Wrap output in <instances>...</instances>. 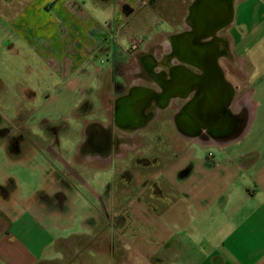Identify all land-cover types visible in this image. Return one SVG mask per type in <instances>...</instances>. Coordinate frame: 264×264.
I'll return each mask as SVG.
<instances>
[{
  "label": "crops",
  "instance_id": "obj_1",
  "mask_svg": "<svg viewBox=\"0 0 264 264\" xmlns=\"http://www.w3.org/2000/svg\"><path fill=\"white\" fill-rule=\"evenodd\" d=\"M200 1L92 0L111 11V19L100 24L85 10L87 0H0V98L15 83L24 101L11 96L17 112L4 129V145L32 146L50 162L49 185L39 196L29 192L16 203L4 200L0 187V264H112L107 205L98 196L74 204L73 197L87 194L77 189H88L78 180L88 168L103 176L113 160L125 158L127 140L140 145L163 115L189 144L218 155L202 160L189 154L180 170H165V193L171 195L165 204H126L125 213L138 217L135 226L152 229L139 228L131 241L123 235L131 223L122 224L114 230L121 245L133 247L139 264H264V34L249 39L259 24L243 20L246 14L257 17L260 9L264 18V0H211L218 12L222 2L231 6L225 29L218 24L209 31V37L225 35L227 56L215 52V65L223 74L221 62L228 58L236 82L227 108L237 119L230 136L181 134L174 115L184 106L194 113L189 98L181 104L174 102L178 95L164 103L157 99L156 75L164 72L167 81L176 67L189 84L187 93L196 91L190 81L203 72L198 45H185L181 58L175 40L201 32ZM136 37L142 45L128 51ZM127 100L138 106L124 108ZM175 191L182 201L172 198ZM65 207L77 212V226L85 231L71 234L76 248L70 251L61 244L62 230L73 226ZM65 213L69 221L62 224ZM118 251L124 258L126 249Z\"/></svg>",
  "mask_w": 264,
  "mask_h": 264
},
{
  "label": "rangeland",
  "instance_id": "obj_2",
  "mask_svg": "<svg viewBox=\"0 0 264 264\" xmlns=\"http://www.w3.org/2000/svg\"><path fill=\"white\" fill-rule=\"evenodd\" d=\"M261 10L262 9L258 10L259 15L257 17L254 18L252 14L247 17L246 14L243 19L247 22L253 20L259 24L256 33L253 35L251 33L249 34V39H257L261 34H264V18L263 15H261ZM160 18L157 17V20H160ZM160 27H165L163 22ZM208 36L209 34H206L204 37ZM222 36L225 37L224 34ZM134 42H137L135 47L132 46ZM142 43V38H132L127 50L132 52L139 48V45H142ZM226 62L230 63L228 58H223L221 62V68L223 70L222 75L223 80L228 84L231 90L234 88L233 85L236 84V82L232 80L228 68L229 63ZM237 84L239 83L237 82ZM240 85V87L243 88L244 83H240ZM19 92V88L15 83H9L7 97L0 98V115L4 114L7 117L5 118V116L2 115L3 117L0 118V128H3V131L10 127L7 122L11 123L12 118L15 117L17 112L14 110L15 99H12L11 96L16 95L15 98L19 103L24 102L19 96ZM232 100H230L229 103L232 104ZM41 102L42 99H40L39 94L36 104L39 105ZM125 104L126 103H122L123 107ZM42 110H44V108H42ZM74 134H76V132H74ZM5 135V131H0V187L7 193L6 199L4 198V200L11 201V198H14L17 203L21 200V195L29 192L33 193V197L39 196V193L45 190L49 185L50 178L48 177L47 164L50 165V162L42 152H38V150L32 146H28L30 150H27L28 147H20L17 149V147L12 146L11 149V146L4 145L8 140ZM58 137L62 139L61 136H57L56 139ZM63 139L67 140L65 137H63ZM185 139L186 138L181 137L174 131L170 123L166 124L165 115H163L162 118L158 119L152 131H147L146 134L144 133L142 135V141L139 143L140 145H133L136 140H127L129 147H127L125 151V158H123V160H113L109 168L104 171L103 176L97 174L94 169L88 168L84 173L85 179L79 178L78 182L84 181L87 183L88 189H77L78 191L86 190L87 194L85 195L82 193L79 194L78 197L75 196L76 198L73 197L74 204L81 201L84 202L83 198H88L87 200L89 201L92 197L95 202V198L98 196V199L103 200L105 205H107V209H105L104 213V220L108 236L110 235V248L112 252H115L111 258L113 261L112 264H117L119 260H123L125 264L140 263L139 259H135L132 252L133 247H131V245H121L120 241L122 238L120 239L121 235L119 236L118 233L114 231L116 228L118 230L122 224L131 223L128 231L123 234L124 237H127L131 241H134V236L137 234L139 228L140 231L148 230V232L152 229V227H148L145 223H142L143 226L140 227L135 226L134 223L138 217H133L132 214L127 215L125 213L126 204L130 202H136V204L138 203L142 206H146L149 202L157 203V205L165 204L170 201L169 196H171L165 193V190L169 189L164 175L165 170L169 171L168 173H174L176 170L175 168L180 170L189 154L195 155L197 159L202 160L208 158L210 160L217 157L218 154L216 149L204 147L197 143L189 144ZM154 158L155 161L152 160ZM151 163H153L152 169H150ZM37 165L39 167H37ZM176 178L179 179V184L181 185V178ZM144 184L147 185L145 186ZM153 189L154 193L152 194ZM140 191L141 194H138L137 192ZM174 196L178 197L179 201H182L183 197L180 193L177 194L175 191L173 192L172 198ZM65 208L68 212L71 210L73 226L62 230L61 236L63 240L61 244L64 249L70 251V248H76L74 238L71 234L83 233L85 231H82V228L77 226L78 220L80 219V217L78 218L79 215L76 214L77 212L73 211L72 207ZM146 212L148 213V211ZM62 219V224L69 221L66 213L63 214ZM47 223L48 222H46V224ZM146 235L147 234H144L142 237ZM145 239L142 240L145 241ZM146 242L148 243V240ZM141 244L144 245L146 243L141 242ZM122 246L126 249L124 254L125 257L119 258L120 252L118 251V247L122 248Z\"/></svg>",
  "mask_w": 264,
  "mask_h": 264
},
{
  "label": "flooded vegetation",
  "instance_id": "obj_3",
  "mask_svg": "<svg viewBox=\"0 0 264 264\" xmlns=\"http://www.w3.org/2000/svg\"><path fill=\"white\" fill-rule=\"evenodd\" d=\"M206 3V4H205ZM217 4L215 1L211 0H201L200 6L201 11L200 15H203L201 21L204 25L201 28V32L198 34L193 33H181L178 38H176V54L182 58L185 56V50L183 47L189 43V45L197 43L205 45V53L206 51H210V49H215V52L223 55V57L227 56V41L224 36L221 37H209L205 41H198V36H205L209 34L211 30V26L223 25L222 30L225 29V25L229 21V7L231 6L229 2H222V8L219 7L220 12L217 10ZM231 14V13H230ZM222 16V17H220ZM198 41V42H197ZM202 42V43H201ZM203 45V46H204ZM179 68V67H176ZM172 70V74L169 80L163 79L164 72L158 73L156 76L159 81V85L161 86L160 92L158 93V101L159 103H164L168 98L174 97V95H178V98L174 99V102L181 101L180 104L184 101V98L188 99V106L190 103L191 109H193L194 113L187 111V106L180 107L178 111L175 113L174 118L176 121V126L179 132L183 135H191L199 138H206L208 136L213 137H228L230 136L235 129L237 119L235 116L230 114L228 110L220 111L216 108V90H203L199 95H197V90L191 91L189 94L187 90L189 89V84L185 83V79L183 77V71L181 68ZM192 86V83H190ZM204 92V93H203ZM203 94L205 96H203ZM129 100H127L124 108L135 107L138 105L131 104L127 105ZM200 107V112L199 111ZM183 109V110H182ZM198 110V111H196ZM184 138V137H183ZM155 161V158L152 159Z\"/></svg>",
  "mask_w": 264,
  "mask_h": 264
},
{
  "label": "water",
  "instance_id": "obj_4",
  "mask_svg": "<svg viewBox=\"0 0 264 264\" xmlns=\"http://www.w3.org/2000/svg\"><path fill=\"white\" fill-rule=\"evenodd\" d=\"M198 40L203 38V36H198ZM202 43V42H201ZM198 54H200V58L203 62V72L201 75H197L191 79L192 86L194 85L197 90V95L201 93V91L205 90H216V108L220 111L228 110L229 102L232 98V92L223 80V75L220 72L219 68L215 65V49H210V51H206L205 53V45L202 43L198 44ZM204 45V46H203ZM204 49V50H203ZM202 51V52H201ZM204 93V92H203ZM203 96H205L203 94Z\"/></svg>",
  "mask_w": 264,
  "mask_h": 264
},
{
  "label": "clouds",
  "instance_id": "obj_5",
  "mask_svg": "<svg viewBox=\"0 0 264 264\" xmlns=\"http://www.w3.org/2000/svg\"><path fill=\"white\" fill-rule=\"evenodd\" d=\"M84 8L100 24H105L111 19V11L94 4L92 0H87V2L84 4ZM57 83H59L58 80ZM89 157H92V155L89 154L85 156L84 159H88Z\"/></svg>",
  "mask_w": 264,
  "mask_h": 264
},
{
  "label": "built area",
  "instance_id": "obj_6",
  "mask_svg": "<svg viewBox=\"0 0 264 264\" xmlns=\"http://www.w3.org/2000/svg\"><path fill=\"white\" fill-rule=\"evenodd\" d=\"M136 44H137V42H134V44L132 45L133 47H135L136 46Z\"/></svg>",
  "mask_w": 264,
  "mask_h": 264
}]
</instances>
